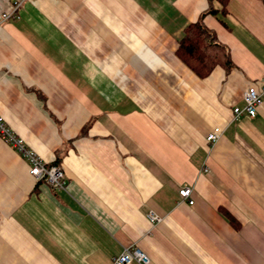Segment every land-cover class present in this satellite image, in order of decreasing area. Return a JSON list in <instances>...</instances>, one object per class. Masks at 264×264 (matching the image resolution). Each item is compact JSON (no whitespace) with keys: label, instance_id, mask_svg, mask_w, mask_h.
I'll list each match as a JSON object with an SVG mask.
<instances>
[{"label":"crops","instance_id":"1","mask_svg":"<svg viewBox=\"0 0 264 264\" xmlns=\"http://www.w3.org/2000/svg\"><path fill=\"white\" fill-rule=\"evenodd\" d=\"M207 6L25 0L0 23V116L66 178L36 181L0 137V264H112L129 245L148 264H264V97L232 114L264 75V1L203 17L232 66L200 78L175 51Z\"/></svg>","mask_w":264,"mask_h":264},{"label":"built area","instance_id":"2","mask_svg":"<svg viewBox=\"0 0 264 264\" xmlns=\"http://www.w3.org/2000/svg\"><path fill=\"white\" fill-rule=\"evenodd\" d=\"M25 0H14L11 7L1 12L0 23L11 18H17V11ZM264 97V75L261 77L258 86H249L243 94V106H234L232 108L233 119H238L241 115L246 114L249 117H255L259 105ZM222 130L215 127L206 135L208 144L213 145L221 136ZM0 137L6 141L26 160L29 165V171L36 180H45L55 189H64L66 178L63 170L57 164H50L41 159L35 151L29 148L25 142L18 137L6 124L0 116ZM191 188L183 187L179 190L181 199L187 200L189 204L193 201L190 199ZM148 219L156 222L159 218L153 213H148ZM148 264L149 259L146 254L137 246H125L122 251L113 257L112 264Z\"/></svg>","mask_w":264,"mask_h":264},{"label":"trees","instance_id":"3","mask_svg":"<svg viewBox=\"0 0 264 264\" xmlns=\"http://www.w3.org/2000/svg\"><path fill=\"white\" fill-rule=\"evenodd\" d=\"M207 1V9L184 28L175 51L176 56L200 78L208 76L216 65L226 69L232 66L228 48L203 22L206 14H225V5L228 0ZM214 2H217L220 8L215 7Z\"/></svg>","mask_w":264,"mask_h":264}]
</instances>
